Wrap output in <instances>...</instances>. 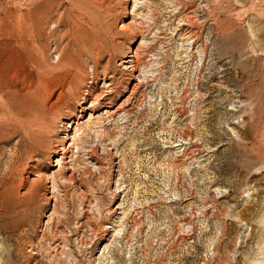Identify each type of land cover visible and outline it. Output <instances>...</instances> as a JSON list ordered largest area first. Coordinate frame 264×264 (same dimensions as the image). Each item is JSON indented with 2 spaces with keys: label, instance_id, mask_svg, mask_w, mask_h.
I'll list each match as a JSON object with an SVG mask.
<instances>
[{
  "label": "rangeland",
  "instance_id": "rangeland-1",
  "mask_svg": "<svg viewBox=\"0 0 264 264\" xmlns=\"http://www.w3.org/2000/svg\"><path fill=\"white\" fill-rule=\"evenodd\" d=\"M134 1L133 31L111 25L113 45L83 55L86 71L98 62L99 79L114 76L110 115L79 142L78 165L92 146L109 163L101 180L91 163L81 177L94 207L85 217L72 183L47 189L56 168L45 157L31 199L13 201L15 140H0V264H264V62L231 61L243 29L250 56L264 55V0ZM57 4L43 40L50 64L76 49L70 20L92 29L83 9ZM103 4L113 20L126 13L124 0ZM232 20L243 28L235 39ZM129 46L133 72L119 64Z\"/></svg>",
  "mask_w": 264,
  "mask_h": 264
},
{
  "label": "bare ground",
  "instance_id": "bare-ground-1",
  "mask_svg": "<svg viewBox=\"0 0 264 264\" xmlns=\"http://www.w3.org/2000/svg\"><path fill=\"white\" fill-rule=\"evenodd\" d=\"M63 1L69 7L83 9L91 19L92 29L85 30L76 21L70 20L69 35L76 49L69 48L66 52L58 50V60L50 64L46 58L47 45L43 40L49 24L54 21L58 0H5L7 9L0 15V140H15L12 151L16 159L12 171L21 174L17 182L21 192L13 201L31 199L30 195L42 179L40 159L45 157L52 169L56 168L48 175L50 185L46 184L47 189L53 192L57 191L60 182L72 183L74 190L82 194V213L87 217L94 207V200L85 194L88 193L87 189L80 188L83 185L81 177L92 175L89 168L91 163L101 180L104 177L103 169L109 163L97 155V147L92 146L86 152L91 161H85L82 167L78 165L77 156L83 152L79 142L90 124L100 120L104 114L110 115L109 109L114 102V76H107L103 72L102 79H99L98 62L93 65L92 72L86 71L87 63L83 55L100 54L105 46L113 45L117 32L111 31V25L133 31L132 20L127 21V17L133 13L136 3L134 0H124L122 7L126 13L119 21L100 10L104 0ZM129 1H132L130 11ZM86 5L93 6L95 10H88ZM227 10L229 14L232 11L230 6ZM69 15L70 12L66 11V16ZM245 16L244 10L237 19L244 20ZM237 24L232 20L227 25L233 28L234 39L239 26L242 28ZM242 31L244 37L232 51L231 61L239 65L242 62H238V59L243 58V62L263 64L264 55L255 53L250 56L256 49L253 44L244 46L249 36L246 29ZM128 49L119 64L122 69L133 72L138 59L131 53L130 46ZM239 73L241 77H247L243 69ZM262 75L258 73V77ZM98 80H101L100 84ZM96 113L99 114L94 118ZM85 114L88 119L82 123ZM20 153L23 160L19 159ZM259 240H264V231L260 232ZM53 244L58 249L62 246L57 238Z\"/></svg>",
  "mask_w": 264,
  "mask_h": 264
}]
</instances>
